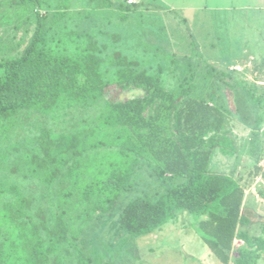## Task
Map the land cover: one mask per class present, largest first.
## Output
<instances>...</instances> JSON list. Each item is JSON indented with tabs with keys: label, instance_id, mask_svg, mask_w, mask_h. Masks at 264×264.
<instances>
[{
	"label": "trees",
	"instance_id": "trees-1",
	"mask_svg": "<svg viewBox=\"0 0 264 264\" xmlns=\"http://www.w3.org/2000/svg\"><path fill=\"white\" fill-rule=\"evenodd\" d=\"M155 7L150 0H0V156L18 150L7 155L8 168L0 167V264L83 259L74 242H64L67 232L56 228L57 219L46 215L32 189L62 190L69 179L73 191L77 180L89 175L90 160L84 157L104 145L115 147L118 159L109 162L103 177L88 179L81 188L83 203L95 198L94 211L109 210L130 190L142 164L168 181L155 200L136 196L122 207V231L146 235L176 210H187L203 216L197 230L221 264L264 259V222L253 223L243 212L245 190L261 168L254 163L245 182L241 174L210 168L217 152L239 150L233 119L256 137L263 130L264 83L228 66L205 70L208 84L201 97L193 88L202 70L189 68L177 89L167 87L163 74L174 70L176 53L163 46L170 43L163 28L145 22L149 15L156 20ZM96 18L102 19L97 25ZM113 22L117 33L111 34L106 27ZM150 33L156 50L147 52L142 40ZM257 65L253 62L251 72L245 63L243 70L262 74ZM131 89L142 93L118 95ZM227 90L234 92L233 110ZM77 109L83 111L79 120ZM25 111L40 116L33 120ZM16 163L23 164L24 180L31 182L26 186L15 181ZM259 194L264 196V188Z\"/></svg>",
	"mask_w": 264,
	"mask_h": 264
},
{
	"label": "rangeland",
	"instance_id": "rangeland-1",
	"mask_svg": "<svg viewBox=\"0 0 264 264\" xmlns=\"http://www.w3.org/2000/svg\"><path fill=\"white\" fill-rule=\"evenodd\" d=\"M150 3L156 6V10L152 8L154 10L152 12L156 11L157 18L155 20L149 15L145 22H156L158 27L163 28L164 33L170 38V43H164L163 46L176 53L174 70L172 72L167 70V75L163 74L167 87L177 89L181 77L188 73L189 68L202 70L203 73L193 88V95L196 97H201L207 89L208 78L205 77V70L208 67H212L213 73L217 68L229 66L239 70L244 78L252 82H254L252 78L256 76L263 79L264 66L261 58L264 57V0H150ZM161 5H164L165 9H162ZM113 19L118 21L112 17ZM100 20L102 19L96 18V25ZM116 28L115 22L106 27L111 34L117 33ZM102 35L99 33V38H102ZM127 36H129L127 33H122L123 38L126 39ZM147 38L148 41L142 40L148 49L147 52L156 50L152 46L155 42L151 33ZM108 39L109 34L104 36V40ZM133 41L134 39H128V43ZM142 54H145L144 51ZM253 62H258L257 66L259 70H263L262 74L256 71L251 73ZM152 63L155 64V61ZM245 63L251 70L247 73L249 75L242 68ZM141 93L138 89H131L118 95L123 98ZM224 93L227 95L229 108L233 110L234 92L227 90V93ZM93 111L91 109L89 112ZM24 113L33 120L40 116L33 111ZM66 113L60 112L57 115ZM75 113L76 119L79 120L83 111L77 109ZM26 121L28 122L25 120V123ZM233 122L236 123L237 120L233 119ZM236 124L239 128L236 126L234 132L238 135L239 150L230 154L217 152L212 158L210 168L218 173L229 175L233 173L234 176L241 174L244 177L242 182H245L250 177L248 172L255 171L256 163L261 169L245 190L243 212L253 223L264 222V196L259 194V189L262 190L264 186V125L256 137L249 129L241 127L242 123ZM37 126H40V123ZM96 136L98 137V133ZM16 151L18 150L13 153L14 150H9L6 155L0 156L1 168H8L10 157L7 155L13 157L17 154ZM260 151L262 157L255 162L254 156ZM85 158L90 160L89 169L85 170L89 175L87 178L83 176L78 179L73 191L70 190L73 180L69 179L64 181L62 190L54 188L49 191L42 186L32 189L38 195L37 198L46 215L57 219L55 224L59 226L56 228L65 229L67 232L64 242L66 244L69 241L74 242L76 248L80 250L79 253L83 255V259L80 257L77 260L76 257H65L63 253L57 252V256L62 257L61 260L65 257V260L63 263L59 260L50 261L49 264H221L210 252L197 230L198 219L203 216L187 210H176L173 218L161 228L146 235L132 236L120 229L118 215L128 201L136 196L155 200L168 186V181H160L153 176L151 168L146 164L136 169L131 178L133 187L123 191L109 210L94 211L92 203L96 202L95 198L83 203L81 188L88 179L103 177L109 162L118 159V151L111 145H104L89 152ZM18 165L15 181L21 186H26L31 182L24 180L23 164ZM48 225L52 224L48 222ZM70 235L75 236L76 240ZM239 243L235 240V245ZM88 256L91 260L87 259ZM258 264H264V259Z\"/></svg>",
	"mask_w": 264,
	"mask_h": 264
},
{
	"label": "crops",
	"instance_id": "crops-1",
	"mask_svg": "<svg viewBox=\"0 0 264 264\" xmlns=\"http://www.w3.org/2000/svg\"><path fill=\"white\" fill-rule=\"evenodd\" d=\"M244 67H245V66H242V68H244ZM248 75H249V74H248ZM263 79H264V77H263ZM263 79H262L261 77H255V78L253 77V78H252V80H253L254 82L258 83V84H263V83H264V80H263ZM237 122H238V121H237ZM237 122H236V123H237ZM236 123H235L234 128H235L236 126H237V128H239V127H238V124H236ZM239 123H240V122H239ZM241 125H242L241 127H245L243 124H241ZM238 242H239V241H238ZM237 245H238V244H237Z\"/></svg>",
	"mask_w": 264,
	"mask_h": 264
},
{
	"label": "built area",
	"instance_id": "built-area-1",
	"mask_svg": "<svg viewBox=\"0 0 264 264\" xmlns=\"http://www.w3.org/2000/svg\"><path fill=\"white\" fill-rule=\"evenodd\" d=\"M263 188H264V186H263Z\"/></svg>",
	"mask_w": 264,
	"mask_h": 264
}]
</instances>
